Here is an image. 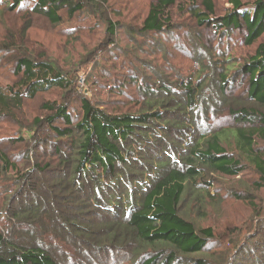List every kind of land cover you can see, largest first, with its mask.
I'll use <instances>...</instances> for the list:
<instances>
[{"label": "trees", "instance_id": "trees-1", "mask_svg": "<svg viewBox=\"0 0 264 264\" xmlns=\"http://www.w3.org/2000/svg\"><path fill=\"white\" fill-rule=\"evenodd\" d=\"M7 1L8 11L25 15L23 29H14L24 38L35 16L60 26L97 9L111 42L122 25L132 36L144 37L145 43L179 28L174 17L178 0H153L141 24L135 26L107 17L102 8L90 12L97 0ZM227 2L230 7L220 16L213 0H189V5H180V11L187 10L200 27H213L220 39L244 30V43L252 45L264 33V0ZM230 46L219 48L216 64L223 67L218 72L215 66V76L209 64L212 74L198 78L181 71L176 77L167 75L150 63L146 65L153 66L156 79L147 72L136 76L131 69L126 76L139 88V109L114 110L82 93L79 107L72 108L66 95L76 92L73 76L46 57L15 53L17 46L10 37L0 36V60L14 55L11 72L18 77L0 85V118H15L26 100L57 89L66 91L59 99L45 102L43 115L35 118L29 135L36 143V162L30 165L26 154L23 159L28 166L22 168L0 150V173L14 170L17 182L6 209L11 221L0 226V264H61L53 250L64 248L69 256L72 252L81 260H91L90 251L94 256L114 253L115 239L132 244V264H264V235L259 231L225 262L205 256L219 240L212 227H196L184 205L200 194L212 196L211 170L234 176L251 167L258 174L254 186L264 187V42L239 63L227 53ZM125 52L123 60L137 65L136 53L130 48ZM240 80L251 106L227 96ZM211 81L217 99L208 93ZM42 134L46 137L39 138ZM185 134L194 139L190 137L189 142ZM18 141L26 140L19 136ZM43 150L54 153L41 161ZM30 186L36 194L27 200L23 195ZM44 214L49 224L42 220ZM44 225H53L50 234L63 241L47 247L44 238L32 233ZM100 230L103 237H97Z\"/></svg>", "mask_w": 264, "mask_h": 264}, {"label": "rangeland", "instance_id": "rangeland-1", "mask_svg": "<svg viewBox=\"0 0 264 264\" xmlns=\"http://www.w3.org/2000/svg\"><path fill=\"white\" fill-rule=\"evenodd\" d=\"M152 1L97 0L94 2V6L90 5V8H94L92 10L89 8V11L93 12L95 8H102L108 13L107 17L110 16L113 20H120L124 24L135 26L141 24ZM178 1L179 3L174 8V17L179 28L172 34L157 35L155 42L149 41L145 43L143 41L144 37L136 33L132 36L124 29L125 25L119 26L118 33L115 35L113 42H111L112 39L105 32L106 23L102 22V13L98 9L97 12H100L101 17L97 15L95 10L92 15H78L73 21L67 20L60 26L51 24L43 16H35L34 19L31 18L33 19V26L24 38L23 34L21 35L15 30L23 29L25 15L21 11H8L6 9L7 0H0V36L10 37L11 41L17 46L15 53L27 52L33 53L36 57H46L58 64L62 71L73 76V89L76 92L75 94L70 92L66 95L67 101L72 108L79 107V98L82 93V95L89 96L95 104L108 109H139V88L135 83L131 82L130 76H126L128 72L132 71L131 69L134 70L133 74H136V76H142L138 74L139 72L141 74L147 72L152 78L155 77L156 79L157 76L152 75L153 66L146 65L150 63L151 65L157 64L161 72L167 75L173 74L176 77L178 72L181 71L185 75L194 74V78H198L203 74L204 76L212 74L208 71L209 64L214 69L215 76V66H218V72L221 71L220 67H223L221 63L216 64V60L219 57V48L225 50L230 44L231 46L227 53L234 55L239 63L253 55L259 43L264 42L263 33L255 43L250 46L246 45L244 43L246 33L244 30L236 31L231 36L226 35L223 39H220L219 34L214 32L213 27H200L187 10L180 11V5H189V0ZM201 1L198 0L199 3ZM213 1L215 2L217 16L223 15L230 7L227 0ZM244 1L252 3L255 0ZM108 6L110 7L108 8ZM9 30H12L14 34H10ZM197 33L198 37H200L196 40L192 39L191 36L195 38ZM158 37L160 41H157ZM140 42L142 47L139 44ZM200 44H203L211 51L205 50V47H201ZM129 48L140 59L135 61L137 63L135 66L130 62L129 65L128 62L123 60L126 58L125 50ZM143 49L149 51L146 52ZM13 57L14 55L7 54L0 60L1 86L11 84L18 79L11 72V60H13ZM129 61H131L130 56ZM213 85L214 83L211 81L208 93L212 92L217 99L219 95ZM244 89L242 80L235 83L232 89H228L227 96L229 100L244 102L251 106V103L246 100ZM65 92L57 89L48 94L40 95L32 101L26 100L23 107L18 110L15 118H0L1 152L11 157L22 168L28 166V163L26 164L23 159L26 154L30 157V165L36 162V155L33 151L36 143L29 135L34 130L35 118L43 115V104L45 102L59 99ZM210 116L212 117L211 119H214L211 114ZM219 116V121L222 122L224 113ZM216 118L218 119V116ZM205 119L208 120L207 118ZM187 134L184 137L189 139V142L190 137L194 139L193 135ZM19 136L25 138V143L18 141ZM38 137L44 138L46 136L42 134L38 135ZM62 150H65V147H62ZM30 151H32V154ZM51 153L53 155L54 151L43 150V152L39 153L40 160L48 159ZM208 177L211 182L209 190L212 196L210 197L207 193L200 194L199 199L194 200L192 198L194 201L191 199L189 203L185 202L184 205L190 211L189 216L195 221V226L212 227L219 240V242L217 240V246L207 249L205 256H208L214 262H225L230 254L238 249L237 246L239 247L248 238L257 236L256 232L259 231V233L261 232L264 235V187L256 189L254 186V181L258 178V174L251 167L243 169L242 172L234 176L211 170L208 173ZM29 188L23 195L27 200L31 196L33 198V195L36 194L32 186ZM16 190L15 171L10 170L6 174H1V228L6 227L11 221L6 209L9 202L8 198ZM237 194L243 197L239 198L236 196ZM42 220L49 224L46 214L42 216ZM52 227L54 226L44 225L39 230L36 229L32 232L41 240L44 238L45 241L43 240V243L49 248L63 241V239L54 238L50 234V228ZM97 228L101 229V226H97ZM44 231L45 234L43 235ZM103 236L104 230H100L97 237ZM59 238L61 237L59 236ZM58 240L60 241L58 242ZM123 243L115 239V247L113 248L115 250L112 254H96L97 256H94L90 251L88 257L91 260H81L72 252L69 256L65 248L61 251L58 249L53 250V253L56 260L61 264H132L129 261L132 244ZM61 246L65 247L63 243Z\"/></svg>", "mask_w": 264, "mask_h": 264}]
</instances>
